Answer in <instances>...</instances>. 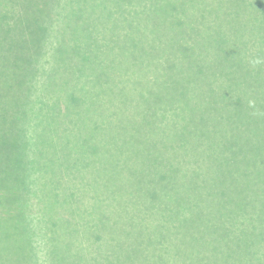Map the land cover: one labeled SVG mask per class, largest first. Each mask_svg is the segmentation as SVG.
Returning <instances> with one entry per match:
<instances>
[{"label": "trees", "instance_id": "trees-1", "mask_svg": "<svg viewBox=\"0 0 264 264\" xmlns=\"http://www.w3.org/2000/svg\"><path fill=\"white\" fill-rule=\"evenodd\" d=\"M0 98L2 218L77 226L81 197L100 204L108 264H264V0H0ZM69 100L108 118L88 143L50 124ZM23 101L48 104L47 124ZM66 148L93 163L57 169ZM113 200L152 233H111Z\"/></svg>", "mask_w": 264, "mask_h": 264}, {"label": "rangeland", "instance_id": "rangeland-1", "mask_svg": "<svg viewBox=\"0 0 264 264\" xmlns=\"http://www.w3.org/2000/svg\"><path fill=\"white\" fill-rule=\"evenodd\" d=\"M1 100L0 98V101ZM78 101L69 100L68 103H61L63 104L61 106L62 115L57 120L50 122L51 126L55 124L57 130L64 131V133L71 136L74 144L88 143L96 136V134L92 133L95 130L100 131V128L103 127V124L108 119L100 115L84 112V109L87 108L88 105ZM39 104L41 103L39 102ZM43 104L44 103L38 105L35 101L19 102L21 109L19 113L15 114L19 117L26 116V120L30 123L33 122V124H35L34 126L43 127L47 122H45L43 118H38V115L42 109L47 110V106H49L48 104ZM116 123L118 124L117 119ZM58 146L62 148L65 144L60 142ZM110 150L111 154L106 158L108 161H111L112 156L120 153L118 152L119 150L117 151L115 148ZM22 154V157L15 156L13 162L16 164L17 160L20 161L22 167L18 170L19 176L21 179L27 180V176H34V168L30 167V165H34L31 163L26 165L28 155L27 153ZM98 158L102 159L100 157ZM91 159L92 158L84 154L82 148L81 150L77 148H66L60 150L51 163L52 165L54 164L57 169L66 170L69 166L74 165V163L76 164L78 160L82 161L84 165H91L93 163ZM96 163L97 166L102 169L100 160H97ZM45 183L49 184V187L52 186L50 185L52 184L50 181H45ZM43 200L49 202L47 198ZM119 201L120 200H113L110 221L106 222L110 232H115L116 236L119 235L120 239H127L126 234L130 232L134 237L141 234L142 237L147 238L152 233L148 226V222L145 221L144 227L140 231H137L135 228L137 227L139 229L138 225L140 224L137 223L135 225L133 222H130L134 212L132 211L131 214H128L119 210L117 207ZM74 204L76 210L79 211V216L82 217L81 220L78 222L77 226L68 224L66 227L62 226L61 229L56 227L52 221L49 222L47 218L44 220L40 218H36V220L23 219V223H20L15 220H9L8 218H2L0 215V220H2L0 223L2 225L0 226V264H50L52 261L55 262L57 256H72L78 249L81 252V258L83 260H80L83 263L86 264V261H88L90 264V261H92L94 264H108V258L102 261L103 254L101 249L97 248L98 245L96 244V239L102 237L101 230L103 228V223H105L102 219V212L98 209H93V206H100L99 202L97 201L92 205L88 200L79 197L74 200ZM136 215L137 213H135V216ZM67 216L69 220L72 217V215ZM145 217L147 218V216ZM92 228L95 232H93ZM66 229L73 232V235L63 232ZM83 236L90 246V253H88L86 248L81 251L77 246L84 238ZM134 250L133 246H131L130 252L135 253ZM105 253L107 255L115 254L113 250ZM113 256L115 259V255ZM151 261H153L152 257L147 259V264H152ZM125 263L142 264L141 259L137 261L135 256L130 261L124 259L123 264Z\"/></svg>", "mask_w": 264, "mask_h": 264}]
</instances>
